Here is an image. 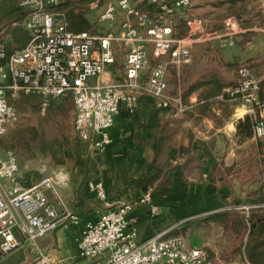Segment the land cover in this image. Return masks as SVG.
<instances>
[{"label":"crops","instance_id":"crops-1","mask_svg":"<svg viewBox=\"0 0 264 264\" xmlns=\"http://www.w3.org/2000/svg\"><path fill=\"white\" fill-rule=\"evenodd\" d=\"M222 10L228 11L219 15ZM185 13L190 19L200 20L207 34L217 33L207 25L237 17L240 33L235 45L220 49L217 40L196 43L190 48L189 64L168 68L167 93L181 99L186 106L183 113H178L174 104L159 107L154 97L139 94L132 107L120 104L108 132L110 144L104 149L96 148L94 141L67 148L69 160L58 162L57 170L49 173L57 194H50L49 201L58 213L64 205L81 220L58 229L55 242L51 237L48 244L43 242L45 252L55 253L47 255L52 264H92L78 255L82 224L95 222L120 202L134 204L127 219L138 243L167 232V236L181 237L188 248L202 249L203 244H210L206 228L215 224L221 230L217 236L224 234L227 238L229 231L232 249V223L222 227L216 217L230 212L246 219L248 214L226 209L258 202L250 191L264 180V139H241L237 129L239 122L245 118L253 122L256 116L239 101H220L218 95L236 81L237 69L243 65L260 83L264 82V0L234 4L227 0H191ZM112 51L114 64L101 75L104 83L124 78L128 48L116 42ZM146 77L144 72L142 78ZM259 104L258 109L263 107L259 110L261 117L264 99ZM97 139L93 135V140ZM23 175V182L29 185V175ZM88 182L102 185L105 202L88 191ZM148 189H152L151 206L157 207L156 214L148 204H138ZM66 240L71 244H65ZM10 257L0 264H8Z\"/></svg>","mask_w":264,"mask_h":264},{"label":"built area","instance_id":"built-area-1","mask_svg":"<svg viewBox=\"0 0 264 264\" xmlns=\"http://www.w3.org/2000/svg\"><path fill=\"white\" fill-rule=\"evenodd\" d=\"M61 0H22L18 9L25 11L23 27L29 35L27 44L7 53L0 42V138L16 120L15 109L6 98V91L15 99L29 96L37 100L39 114L44 116L49 104L70 96L73 109V130L83 142L94 141L100 150L110 144L109 130L122 103L132 107L139 94H148L166 108L174 104L178 113L186 106L179 97L167 93L165 79L170 66L180 67L191 61V46L217 40L218 48L235 45L240 33L236 17L224 19L221 33L207 34L200 20L187 21V33L173 37L170 18L185 11L191 0H147L152 15L134 7L130 0H94L90 10L101 8L99 21L112 23L117 10L124 13L120 33L92 35L73 33L67 29L63 15L53 9ZM122 42L128 48L124 64V78L117 83H104L101 75L114 64L112 44ZM146 72V78L142 74ZM260 81L253 77L248 66L237 69L236 81L223 88L220 101H239L254 113L259 105ZM252 137L264 139V115L253 121ZM93 135L98 136L93 140ZM87 189L105 202L106 194L100 183H87ZM57 196L55 184L43 176L32 184H25L20 176L16 155L0 150V260L28 244L36 259L32 264H50L37 241L56 232L68 223L78 224L79 217L62 205L58 213L50 205L47 193ZM152 189H148L138 204L151 206ZM134 204L120 202L104 211L95 222L86 223L77 243L78 255L92 264H211L201 248H188L178 236L158 233L142 243L128 228V215ZM264 207L262 203L227 208L243 214ZM225 209H223L224 211Z\"/></svg>","mask_w":264,"mask_h":264},{"label":"rangeland","instance_id":"rangeland-1","mask_svg":"<svg viewBox=\"0 0 264 264\" xmlns=\"http://www.w3.org/2000/svg\"><path fill=\"white\" fill-rule=\"evenodd\" d=\"M115 1V0H112ZM132 3L144 4L145 0H130ZM74 4L78 3V0H71ZM144 7V6H142ZM228 10L220 11L219 15L226 13ZM14 10L12 11V13ZM102 12L101 8H97L95 10L85 11V17L92 24L91 32L94 35H104L108 32H112L115 35H119L120 33V24L124 20L125 15L119 9L116 12L115 19L112 23H106L99 21V16ZM187 13V12H186ZM183 14L184 18L190 19L188 14ZM224 15V14H223ZM8 19L3 20V24L0 27V38L3 40H7L6 37L7 32V23ZM222 23H215L207 25V29H211L217 31V33H221L222 31ZM184 32L186 29L183 30ZM186 35V34H185ZM122 44V42H120ZM123 46V44H122ZM124 48V47H123ZM123 52V51H122ZM1 82V79H0ZM261 92V88H260ZM263 95H264V87H263ZM260 96V95H259ZM24 97L27 96H19L18 98H11L10 93L6 91V98L10 105L15 109L16 112V120L13 121L7 128L6 134L1 138L2 148L7 149L10 145H14V141L16 136L19 134H32L35 132L36 137L30 143V145L26 149H22L20 146H16L15 149H12L14 154L16 155L19 167L20 174L29 175L30 184L34 183L38 179L43 176H49L50 171L57 170V163L60 161L69 160V153L67 150L68 147L78 145L80 141L73 130V121H74V109L73 104L70 98H61L53 103V107L47 109V112L44 116L39 114V108L37 100L33 97H27L28 100H25ZM260 97L258 98L259 101ZM51 104V103H50ZM24 105V106H23ZM52 105V104H51ZM261 104L255 107L254 116H256V120L260 118L258 109ZM21 107H25L21 109ZM10 149V148H9ZM36 156L33 157V154ZM20 155V159L18 158ZM29 158V159H28ZM23 175V177H24ZM50 192L47 193L48 197H50ZM81 220V218L79 217ZM200 220V219H198ZM80 223V222H79ZM68 223L66 225H70ZM65 225V226H66ZM82 224V228H83ZM64 226H61L62 228ZM59 228V230H60ZM82 231V229H81ZM219 227L217 224L208 225L205 230V235H207V239H209L210 244H203V247L207 250L209 255L217 262L218 264H224L223 255H228L229 248V237L230 233L227 231V238L222 236H217L219 234ZM55 232L46 237H43L37 241V244L42 247L43 242L45 244L49 243V237H51V241L55 242ZM208 234L210 236H208ZM234 238V235H231ZM233 243V242H232ZM65 244H71L70 240H66ZM44 249V248H43ZM202 249V248H201ZM45 252V251H44ZM46 255L53 254L45 252ZM12 258L9 260H15L14 263L22 261V264H32V262L36 259V254L30 245H22L19 249L15 250L11 253ZM51 256V257H52ZM55 256V255H54ZM50 257V258H51ZM49 259V258H48ZM18 260V261H17ZM50 264L52 262L50 261Z\"/></svg>","mask_w":264,"mask_h":264},{"label":"trees","instance_id":"trees-1","mask_svg":"<svg viewBox=\"0 0 264 264\" xmlns=\"http://www.w3.org/2000/svg\"><path fill=\"white\" fill-rule=\"evenodd\" d=\"M21 1L22 0H0V27L3 24L2 23L3 20L9 18L8 23L6 24L7 32H5L8 39L3 40L2 38H0V42H3L6 45L8 55L16 50L23 48L29 40V35L22 25L23 20L25 18V11L18 9V6ZM78 1L79 2L77 4L76 3L74 4L73 2H71V0H61L60 4L56 6L53 10L63 15L64 21L67 25V29L69 31L73 33L88 32L89 34L94 35V33L91 32L92 24L85 17V11H90L89 5L94 0H78ZM167 1H171V0H167ZM227 1L230 4H234L238 1H243V0H227ZM136 9L142 12H148L149 15H152L153 13V11H151V9L148 6L147 0H145L144 4H137ZM13 10L14 12L12 13ZM183 13L184 11L175 15L169 20V24L171 25L173 30V37L175 38H181L185 36V34L187 33L188 19L181 16L183 15ZM184 29H186L185 32L183 31ZM4 66H5L4 62H0V68ZM263 87H264V82L260 83L261 92L259 89V93H258V98L260 97L259 101L264 99V95L262 92ZM27 97H24V99L28 100ZM66 98H70V96H66ZM54 101L56 100L50 102L52 105L49 104L48 109L53 107L52 102ZM24 108L25 107H21V109ZM252 123L253 122L249 118H245L243 122H239L237 129L241 139L250 138L252 136L251 133ZM35 137H36L35 132H32V134L28 133L26 135L18 134L15 138V141L13 142L14 145H10L7 149L2 148L1 145L2 137H1L0 150L13 151L12 149H15L16 146H20L22 149H26L30 145V143L35 139ZM261 173L263 174V179H264V167ZM156 178H154V180ZM152 181L153 180L150 181V184ZM254 188L255 190L253 189L252 191H250V195L257 196L258 203H262L263 202L262 197H264L262 195V193L264 192V180L259 181V184L256 185ZM216 220L222 225V227H225L226 224L232 223L231 231L232 234L234 235V238L232 237L233 248L230 249L228 255L222 256L224 258L223 259L224 264H264V207L251 209L246 219L242 216L235 214L232 215L230 212H228L218 215L216 217ZM204 250L206 251L208 259L211 262V264H218L209 255L207 250L206 249ZM21 260L23 261L24 258ZM1 261L2 260H0V262ZM22 261L16 263L10 261V263L8 262V264H18V263H22Z\"/></svg>","mask_w":264,"mask_h":264}]
</instances>
